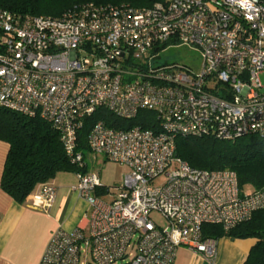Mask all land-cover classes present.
<instances>
[{
	"label": "built area",
	"instance_id": "built-area-1",
	"mask_svg": "<svg viewBox=\"0 0 264 264\" xmlns=\"http://www.w3.org/2000/svg\"><path fill=\"white\" fill-rule=\"evenodd\" d=\"M0 45V107L51 125L88 206L87 228L53 231L38 264H174L179 247L212 261L217 238L202 226L228 231L264 209V192L241 189L233 171L192 169L175 154L177 138L264 139V3H85L57 17L0 8ZM179 46L199 51V71L159 62ZM97 110L137 122L97 120L86 136L93 157L127 169L111 200L97 195L111 190L78 141ZM55 196L42 183L31 207L46 212Z\"/></svg>",
	"mask_w": 264,
	"mask_h": 264
},
{
	"label": "trees",
	"instance_id": "trees-1",
	"mask_svg": "<svg viewBox=\"0 0 264 264\" xmlns=\"http://www.w3.org/2000/svg\"><path fill=\"white\" fill-rule=\"evenodd\" d=\"M161 1L0 0V8L20 15L57 17L85 3L150 7ZM259 1L264 3V0ZM2 51L0 45V53ZM97 120L117 128L137 124L136 121H121L107 111L97 110L84 120L78 134L84 154L87 152V133ZM0 140L9 146L0 188L18 204H24L37 184L53 179L59 172H76L64 153L57 132L38 116L29 117L0 107ZM175 154L192 169L231 170L236 174L241 189L264 192V139L256 135L243 136L233 141L210 137L177 138ZM202 234L212 238H254L256 243L250 249L245 264H264V209L254 212L250 220L228 231L219 225L205 224L202 226Z\"/></svg>",
	"mask_w": 264,
	"mask_h": 264
},
{
	"label": "crops",
	"instance_id": "crops-1",
	"mask_svg": "<svg viewBox=\"0 0 264 264\" xmlns=\"http://www.w3.org/2000/svg\"><path fill=\"white\" fill-rule=\"evenodd\" d=\"M8 148L0 140V179ZM62 173L42 182L56 187L54 203L46 212L31 207L32 195L42 183L34 187L24 204H18L0 188V264H38L53 231L87 228V203L71 190L77 177L67 178ZM113 193L105 191V198L111 200ZM255 243L254 238H217V252L212 261L179 247L174 264H245Z\"/></svg>",
	"mask_w": 264,
	"mask_h": 264
},
{
	"label": "rangeland",
	"instance_id": "rangeland-1",
	"mask_svg": "<svg viewBox=\"0 0 264 264\" xmlns=\"http://www.w3.org/2000/svg\"><path fill=\"white\" fill-rule=\"evenodd\" d=\"M160 63H181L190 67L193 71L197 72L200 69V53L197 49L189 46H179L166 49L159 58ZM262 83H264V75H260ZM85 163L87 170L97 174L101 186L109 188L111 192L120 184L122 177L127 172L125 166L118 163L110 162L106 160L102 155L94 156L89 152L85 153ZM60 173V172H59ZM64 177L74 178L73 172H63ZM164 178L155 179L154 185H161ZM247 190V189H246ZM245 190V191H246ZM99 197H104V193H98ZM89 212L87 213V217ZM153 219L158 223H162L163 220L158 214H154Z\"/></svg>",
	"mask_w": 264,
	"mask_h": 264
},
{
	"label": "clouds",
	"instance_id": "clouds-1",
	"mask_svg": "<svg viewBox=\"0 0 264 264\" xmlns=\"http://www.w3.org/2000/svg\"><path fill=\"white\" fill-rule=\"evenodd\" d=\"M238 3L241 4V6H247L250 3V0H237Z\"/></svg>",
	"mask_w": 264,
	"mask_h": 264
}]
</instances>
